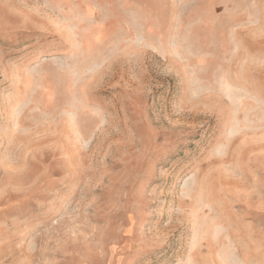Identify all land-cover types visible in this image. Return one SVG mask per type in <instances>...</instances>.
Here are the masks:
<instances>
[{
    "label": "rangeland",
    "instance_id": "rangeland-1",
    "mask_svg": "<svg viewBox=\"0 0 264 264\" xmlns=\"http://www.w3.org/2000/svg\"><path fill=\"white\" fill-rule=\"evenodd\" d=\"M0 264H264V0H0Z\"/></svg>",
    "mask_w": 264,
    "mask_h": 264
}]
</instances>
